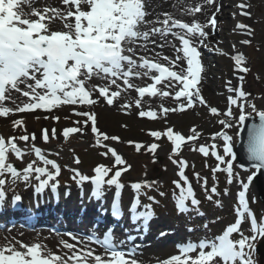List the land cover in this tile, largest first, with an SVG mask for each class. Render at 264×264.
<instances>
[{"label":"rangeland","instance_id":"1","mask_svg":"<svg viewBox=\"0 0 264 264\" xmlns=\"http://www.w3.org/2000/svg\"><path fill=\"white\" fill-rule=\"evenodd\" d=\"M225 7L231 23L220 24V30L225 33L233 31V34L225 36L216 29V34L222 38L221 43L225 42L221 52L214 54L209 49L203 50L209 55L205 80L212 84L216 93L212 98L202 93L209 112L202 109L199 113L195 109L183 114L177 121L179 125L170 123L171 129L164 126L163 120L148 121L145 114H141L143 111L138 115L142 121L137 123L133 117L118 110L110 108L108 111L103 104L82 111L86 114L84 117L72 116L68 109L58 108L46 117L36 114L12 119L0 127V136L20 142L26 138L27 143L13 150L15 158L0 162V194L6 192L8 196H20L24 187L34 188L38 184V176L29 186L17 182L7 184L6 172H20L22 175L30 161L39 170L40 165L31 155L32 147H39L45 159L59 164V177L69 182L65 187L68 191L82 184L88 188L90 178L100 175L104 198L110 200L111 192L117 189L123 193L122 207L127 209L129 199L137 194L141 208L149 206L154 210L156 219L166 230L174 231L179 237L183 235L184 242L212 243L213 248L216 236L234 219L235 202L241 191L247 196L256 221L254 225L242 227L235 240L250 248L249 252L242 251L244 259L249 264H259L253 248L264 237V210L251 182L255 169H239L231 161L230 151L237 141L240 120L264 114V0H227ZM211 16L207 14L206 20ZM219 19L220 16H216L212 21L215 26H218ZM29 21L40 22L38 18ZM237 25L243 29L237 30ZM20 106L18 103L16 107ZM226 110L230 112L229 116H226ZM106 112L107 119L97 122V117ZM76 118L80 122L75 125L73 120ZM78 124L82 128L89 126L90 133L82 135L77 132L75 126ZM41 130L48 138H39ZM186 130L196 140L189 143L184 139L186 143L179 153L173 154L171 144L174 138H187ZM29 135H34V140H30ZM46 166L44 169L56 177ZM179 171L185 181L178 180L176 172ZM73 195H76V189ZM177 198L184 200L186 209L175 212ZM160 223V228L155 231L158 234L164 230ZM256 229L259 230L254 232ZM208 251L200 249L198 254ZM9 252L0 237V264L17 262L16 257L12 259L8 255ZM167 254L170 256L175 252ZM188 264L197 263L191 261ZM198 264L236 262L205 258Z\"/></svg>","mask_w":264,"mask_h":264},{"label":"bare ground","instance_id":"2","mask_svg":"<svg viewBox=\"0 0 264 264\" xmlns=\"http://www.w3.org/2000/svg\"><path fill=\"white\" fill-rule=\"evenodd\" d=\"M3 0L0 9V24H2L3 32L8 37H14V50H0V56L14 55L18 51L27 49L29 37L23 31V26L29 19L38 18L45 25V30H57L55 33L62 35L61 47L66 53V58L62 60V66L74 67L79 74L76 79H72L66 83H59L55 87H48L45 84L40 85L41 77L46 73L38 62H32L28 69L20 71L13 77L9 73L7 85L0 96V126L8 124L10 120L21 117L18 114V103L31 101L37 95H53L57 93L71 92L76 86H82L91 92V107L102 106L108 111L118 110L121 114H127L133 117L135 122L141 123L138 115L140 111L143 113H155L164 110V116L158 120H163L166 127L171 129V122L179 125L177 122L180 116L191 112L182 106L183 100H177L173 97L174 89L178 87L180 77L185 73V64L190 58H195L206 64L201 50L204 48L213 49V44L218 47L222 40L216 34V29L220 32L222 23L229 25L231 23L228 17V10L225 5L227 0H126L132 3L139 17L137 19H128L119 9H113L105 12L106 15H116V23L124 24L130 28H134V37L127 36L122 38L115 35L113 25L107 28L104 37L97 40L95 37H89L90 44L87 47L77 44L76 36H82L87 32L88 19L94 0ZM126 3V2H125ZM114 6L119 5V0L113 2ZM239 10H235L238 12ZM207 14H211V18L220 16L218 26L206 20ZM49 35V33H48ZM83 37V36H82ZM81 39V38H80ZM79 40V39H78ZM110 42L115 45L118 53L129 58L127 63L121 65L120 69H111V73L101 72L100 61L96 60L95 50L102 43ZM225 43V42H222ZM186 48L187 51H183ZM85 49L93 50L92 68L87 69L86 66L74 60L78 52ZM29 51V48H28ZM141 61L156 62V64L164 65L169 69L158 84H153V91L150 94L143 95L138 91L142 84H148L151 80L152 72L141 66ZM109 65L115 63L105 61ZM159 62V63H157ZM0 69H3L0 64ZM207 65L202 70L201 93L207 98H212L216 93L212 84L205 80ZM151 83V82H150ZM233 84V79H231ZM140 86V87H139ZM26 96H25V95ZM223 94L218 93V96ZM219 100V97H218ZM71 107L79 111H87L88 106H80L72 104ZM163 108V109H160ZM180 112L182 114H180ZM200 113V111H198ZM44 117L47 112H36ZM35 113V114H36ZM101 113L97 122H103L106 118ZM23 116H31L25 114ZM96 120V119H95ZM74 124L80 122L78 118L74 119ZM82 123V122H81ZM135 124V123H134ZM75 130L82 135L90 133L89 126H75ZM188 130L185 131L187 137ZM35 136L32 135L31 138ZM29 139L30 136H28ZM40 138V137H39ZM25 145L24 142L17 143ZM8 146L0 147V151L8 150ZM32 164H29L31 167ZM18 176V175H17ZM31 171L25 175H19L17 178H8V182H17L19 184L32 180ZM85 188L86 185H82ZM81 189V188H80ZM48 191V189H46ZM74 193V189L69 191ZM30 190H24L21 193L22 202L25 203L29 197H32ZM159 221H154L151 227L158 225ZM154 224V225H153ZM160 226L164 227L160 223ZM166 229V227H164ZM161 230L159 233H161ZM143 235L148 237L151 246H144L141 251H135L130 257L131 263L137 264H188L195 262L198 264L204 261L205 256L198 257L182 254H172L171 258L166 254L172 252L170 247L160 248L156 244L160 237L157 232H148ZM164 236H170L167 232ZM175 236L182 240L184 238ZM0 237L4 244L7 245L10 252L9 256L16 257V261L23 264H126L119 263L117 257L111 256L103 249L93 245L86 239H80L75 243L67 240L60 235H52L49 233H24L19 230L4 231ZM159 242V241H158ZM207 258H213V254L209 253ZM201 259V260H200ZM15 264V263H14Z\"/></svg>","mask_w":264,"mask_h":264},{"label":"water","instance_id":"3","mask_svg":"<svg viewBox=\"0 0 264 264\" xmlns=\"http://www.w3.org/2000/svg\"><path fill=\"white\" fill-rule=\"evenodd\" d=\"M236 162L243 167H256L258 172L253 180L259 192V199L264 204V116L247 118L239 135L237 148L234 150ZM264 259V242L256 249Z\"/></svg>","mask_w":264,"mask_h":264}]
</instances>
